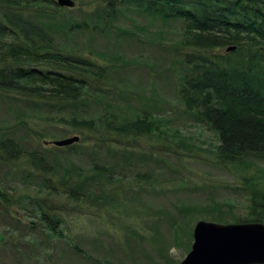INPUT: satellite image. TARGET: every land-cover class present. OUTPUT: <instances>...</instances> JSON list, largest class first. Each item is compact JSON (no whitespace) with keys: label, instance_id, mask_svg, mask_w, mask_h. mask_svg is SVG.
I'll return each mask as SVG.
<instances>
[{"label":"rangeland","instance_id":"obj_1","mask_svg":"<svg viewBox=\"0 0 264 264\" xmlns=\"http://www.w3.org/2000/svg\"><path fill=\"white\" fill-rule=\"evenodd\" d=\"M73 1V7L46 4L41 13L30 14L61 49L105 67L106 95L94 98L93 110L119 117L147 108L163 134L105 141L100 132L91 136L67 125H46L42 113H28L18 98L0 93V139L12 136L40 152L55 174L45 188L25 175L30 169L25 157L0 162V193L9 199V205L0 201V232L11 237L0 242V264H179L190 247L183 236L173 242L171 224L177 220L192 232L201 216L207 221H226L208 216L215 213L244 216V181L262 184L264 161L245 157L220 165L214 160L217 134L193 119L178 96L179 79L187 70L176 21L164 22L128 5L103 32L97 22L103 8L95 0ZM81 20L88 26L97 23V30L66 32L69 22ZM74 135L78 140L72 148L44 143ZM93 162L106 174L111 170L113 180L91 178ZM70 193L82 194L81 199L72 200ZM30 197L44 199L58 235L44 228L38 212L21 222L14 218L27 214L24 203L34 204Z\"/></svg>","mask_w":264,"mask_h":264},{"label":"trees","instance_id":"obj_2","mask_svg":"<svg viewBox=\"0 0 264 264\" xmlns=\"http://www.w3.org/2000/svg\"><path fill=\"white\" fill-rule=\"evenodd\" d=\"M94 2L98 9L103 8V15L97 18L104 26L99 30L103 32L111 28L119 9L128 5L143 8L164 22L176 21L180 26L179 50L184 51L182 62L187 70L179 79L178 96L193 119L217 134L219 143L213 148L214 160L220 165L239 162L245 157L264 161V0ZM54 3V0H0V93L18 98L21 109L28 113H42L46 125H67L91 136L100 132V138L105 141L150 136L155 132L163 134L147 108H137L130 115L119 114V117L112 111L93 110L94 98L98 100L106 95L102 86L105 67L61 49L56 37L30 14L31 10L41 13L42 6ZM96 24L88 26L84 20L69 22L66 32H93L97 30L93 27ZM70 145L66 148L74 147ZM24 157L30 168L25 175L47 188L49 176L55 175L51 161L38 151L24 148L12 136L0 139V162H16ZM99 165L90 164L91 178L113 180L112 171L106 174ZM262 182L249 178L244 181L243 188L248 194L244 216L224 218L215 213L208 216L226 221L212 222L264 223ZM90 183L87 182L86 191ZM75 193H70L71 199L78 201L82 194ZM27 198L23 199L27 202ZM29 199L34 204L24 203L27 214L14 218L21 222L27 215L38 212L45 222L44 228L58 235L48 217L51 212L41 203L44 199ZM0 201L9 205V199L2 193ZM190 217L188 214L187 219ZM171 225L173 242L183 236L189 249L192 232H186L177 220ZM10 238L4 234L3 242ZM163 250L158 252L162 255Z\"/></svg>","mask_w":264,"mask_h":264},{"label":"water","instance_id":"obj_3","mask_svg":"<svg viewBox=\"0 0 264 264\" xmlns=\"http://www.w3.org/2000/svg\"><path fill=\"white\" fill-rule=\"evenodd\" d=\"M55 3L66 7L75 5L73 0H55ZM77 140L78 136L74 135L50 142L66 146ZM3 240L4 235L0 232V242ZM179 264H264V223L221 224L197 220L190 250Z\"/></svg>","mask_w":264,"mask_h":264}]
</instances>
